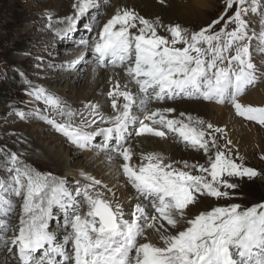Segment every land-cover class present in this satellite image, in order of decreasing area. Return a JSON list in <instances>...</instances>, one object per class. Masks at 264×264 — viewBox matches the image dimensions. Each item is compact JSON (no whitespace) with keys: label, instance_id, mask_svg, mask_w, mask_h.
I'll return each mask as SVG.
<instances>
[{"label":"snow or ice","instance_id":"6c2138e0","mask_svg":"<svg viewBox=\"0 0 264 264\" xmlns=\"http://www.w3.org/2000/svg\"><path fill=\"white\" fill-rule=\"evenodd\" d=\"M257 5L258 0H226L225 11L200 30L189 34L179 24L169 26L170 39L159 35L149 19L126 7L118 9L99 33L90 37L91 43L82 40L77 46L90 49L93 71L109 65L120 67L137 86L136 92L128 90L127 84L121 90L117 82L108 91L113 115L104 116L98 104L89 103L85 107L91 118L76 124L72 119L76 114L64 101L29 83L28 95L65 118L58 122L47 115L41 117L68 142L90 149L97 137H102L100 150L122 159L119 167L135 192V202L126 210L103 198L101 192L92 191L100 185L99 180L82 173L89 183L81 188L77 182L73 188L66 179L41 173L16 153L4 152L7 172L6 177H0V190L23 201L18 234L3 241L5 246L11 245L7 252L15 251L20 264H56L57 257L68 264H264V203L243 209L236 203L215 206L187 218L191 206L200 204L202 198L229 199L230 190L238 188L237 180L260 173L237 162L242 159L239 153L218 145L217 134L226 135L223 127L183 112L180 118H169L175 111L171 107H149L152 102L177 98L227 103L237 117L264 127V105L240 99L260 79L250 50L256 30L251 29L250 34L248 19L257 13ZM99 6L100 0H76L74 13L59 21L65 25L59 30L60 38L74 32ZM260 25L259 44L264 54V19ZM86 31L94 32L95 26H86ZM85 59L82 54L69 66H78ZM133 132L137 137L166 138L171 134L186 147L202 152L206 160L189 164L147 153L134 164V153L125 146ZM232 143L227 140V145ZM0 203L13 207L11 200L2 196ZM83 205L87 211L81 214ZM55 208L64 210V227L70 229L62 242L50 230ZM146 229H155L162 246L140 242Z\"/></svg>","mask_w":264,"mask_h":264},{"label":"rangeland","instance_id":"374dc122","mask_svg":"<svg viewBox=\"0 0 264 264\" xmlns=\"http://www.w3.org/2000/svg\"><path fill=\"white\" fill-rule=\"evenodd\" d=\"M211 2L213 5L207 9H203L205 11L206 19L204 24L198 23L195 27L191 28V31L190 29L186 30L181 26L182 29L191 34V32L200 30L209 25L225 11L226 0H211ZM247 2L250 3V0H247ZM105 3V5L100 4V6L95 9L94 17H86L78 24V26L84 27L85 32H80L81 34L78 35L73 34L74 36L72 35L71 37L68 35L66 38L61 39L60 31L52 33L53 31L51 32L48 27H52L51 24H56L55 27H60L61 29L65 27V25L59 23V21L64 20L65 17L74 13L72 6L71 10L67 8L65 14L60 15L57 20H53V17H57L58 14L52 15L50 19H48L50 15L46 14L54 13L59 6L55 0H0V149L3 150L0 151V177H6L7 172L4 152L16 153L18 159L26 163L28 166L44 174L50 173L57 179L64 178L73 188H75L77 182L81 188L84 184L89 183V181H86L84 176L81 175L82 173L99 180L101 182L100 185L94 186L92 191H99L103 194V198L112 201L110 189L113 186L111 183L113 176L110 175L113 173H111L107 167L100 168V166L95 164L96 158H104L108 153L107 151L100 150L98 143L103 141H101L99 137L93 142V147L90 149L72 148V158L68 159L67 164L62 168V172L47 167L46 162L33 157L29 152V148L26 149L25 146L27 143L26 138L31 137L32 141L39 147H43L47 150L52 149L53 151H63V145L53 144L57 139V136L61 138L63 135L57 133L51 125L47 124L41 118L42 123L37 122L36 126H32L33 120H37V117L40 118L45 115L49 116V118H57L58 122H62V119L60 116L56 115L57 113L53 109L45 106L42 101H37L31 95H28V92L30 91L28 84L30 83L34 87L42 86L48 92L59 97L62 96L60 99L70 108H72L75 99L81 98L82 95L86 96L87 93L91 92L90 83L87 87L85 86L86 88L81 91V93L75 89L72 91L68 88V84L64 82V77L67 78V76H69L72 78L73 74L76 73L85 76L86 70L88 71L90 69L92 64L87 60V58L93 59L90 49L83 46H77L81 45L82 40H88L89 43H91L90 37L96 36L103 27V24L111 17L109 15H113V13L118 10L119 5H115L116 0H105ZM257 7V13L251 14L248 19L251 20V18H255L256 28H258V31L260 32V21L264 19V16L261 15V10H264V2L258 0ZM229 15H231V12H229ZM252 23L253 22H251V24ZM90 25L95 26V31L92 33L86 31V26L91 27ZM219 27L220 25L215 26V30H218ZM168 28L163 29L161 25H159L158 34L170 39ZM177 46L182 47V45ZM51 47L60 48L62 50L58 53V56H55L57 54H51L49 51ZM83 53L86 54L85 61L75 67L69 66L71 59L68 60V57L72 58V61L77 60ZM107 68L120 70V67H113L110 65L106 67V69ZM261 78L254 86H250L244 95L261 84L264 80V74ZM26 81L28 83H26ZM107 97L108 96H106V98ZM171 102L172 101L165 100L156 103L158 107L155 103H153V106L149 105V107L159 108L160 105V107H162L165 103L170 104ZM90 103L97 104L98 101L90 99ZM214 104L219 105L215 102ZM224 105L228 106L229 104L226 103ZM49 109L51 111H49ZM105 109H107V107H105ZM72 110L74 113L77 112L76 109L72 108ZM18 113H24V116L21 117ZM77 113L75 121L81 124L87 117H84L79 111ZM238 119L243 123H250L257 127L262 149L255 150L251 148L252 145L250 146L249 143L245 142L243 144V151H241L242 154L232 144L227 145L224 136L218 137V140H221L218 141V145L220 144L221 148L231 149L233 154L239 153V156L242 159L237 162H242L245 166L252 167L260 174L252 179L244 178L237 180L238 188L236 190H230L232 191V197L229 199H201L204 202H208L207 204L212 207L227 206L236 203L243 209L252 205L264 203V159H261V157L264 156V127H260L255 124V122H247L239 117ZM42 125L43 128L41 127ZM169 137H171V134ZM132 138L128 139L126 142L132 140ZM8 139H12V141H9ZM170 144L172 145L175 143L171 141ZM127 145L128 144L126 143L125 146ZM175 145L180 147L181 152H183L185 148H188L180 141ZM0 196L4 199L11 200L13 205L11 209H8L6 205L0 203V255H2L3 241H10L11 238L18 234L20 226L19 220L23 214V201L22 198L15 197L10 192L4 193L2 190H0ZM79 199L82 201L83 198L80 197ZM193 207L195 206H191L190 209ZM80 211L81 214L86 212L87 206L83 205ZM64 216V210L55 208L53 211V217L50 221V230L56 234L57 240L60 242L63 241V234H61V232L66 230L64 227ZM68 231H70V229H68ZM149 236H151V238ZM147 237H149V239ZM147 240L152 243H158V246H162L160 241L155 239L153 229H146L145 238L142 237L140 242H148ZM8 246L11 245L9 244ZM67 250L71 252V247L68 246ZM3 260L4 262H2ZM0 261V264H20L18 255L15 251L11 254L7 253ZM56 264H68V262L57 257Z\"/></svg>","mask_w":264,"mask_h":264},{"label":"bare ground","instance_id":"6f19581e","mask_svg":"<svg viewBox=\"0 0 264 264\" xmlns=\"http://www.w3.org/2000/svg\"><path fill=\"white\" fill-rule=\"evenodd\" d=\"M55 2L58 3L59 5L57 9L55 10V12L52 14L50 13L46 14V15H50V17H52V15L54 14H58L57 17L56 16L55 18L53 17V20H57L60 15L65 14L67 8L71 10L72 9L71 6L74 3H76V0H55ZM104 3H105V0L100 1V4H104ZM115 5L116 6L119 5L118 9H122L126 7L129 10H133L137 14L145 17L146 19H149L151 22H153L156 25L157 30H158L159 25H161L163 29H166L169 26H174V25L179 24L186 30L190 29L191 31V28L195 27L198 23L200 24L205 23L206 21L205 11L203 9L204 8L207 9L213 4L211 0H116ZM94 13H95V10H91L89 16L94 17ZM89 16L88 18H90ZM251 22L253 23L251 24L250 31L251 29L256 30V38L250 42V50L253 54L252 59L254 60L257 66V71L261 78V76L264 74V54L261 53L260 44L258 43L259 31L255 25V18H251ZM55 25L56 24H51L52 27H48L51 32L53 31L52 33H54L55 31L58 32L61 29L60 27H55ZM80 32L81 33L85 32V29L84 27L77 26L76 30L72 32L71 34H69V37H71L73 34L75 35L81 34ZM57 44H60V43H57ZM61 50L62 49L60 48L51 47L49 51L51 54H57L55 56H58V53ZM69 59H71L72 61V58L68 57V60ZM87 60L91 62L92 65L90 66V69L88 71L86 70L85 76L81 75L80 73L73 74L72 78L69 76H67V78L63 76L64 82L68 84L67 85L68 88L71 89L72 91L75 89L76 91L81 93V91H83L89 85V83L91 86V89H90L91 92L87 93L86 96L82 95L81 98L75 99L73 101L72 108L76 109L77 112L79 111L81 114L84 115V117H87L86 119H90L91 118L90 113L86 109L85 106L90 103V99L91 100L93 99V100L98 101L97 104L100 106V113L102 115L104 116L113 115L114 112L111 107V98L109 97L106 98V96H108L107 95L108 91L110 89H113L117 82H119L121 86V90H123L125 84H127L128 90H131L133 92L138 91V88L137 86L135 87V84L124 74L121 68L120 70L108 69V68L107 69L105 68L106 69L105 70V69L97 68L95 71H93L95 61L91 58H87ZM240 99L242 100V102L251 103L255 106L264 105V80L261 82V84L256 86L246 95L243 94L240 97ZM169 101H172V102L170 104L165 103V105L162 107H160L161 105L159 106V108L171 107L175 109L173 113L169 114V118H173V117L180 118L179 114L181 112L185 113L186 115H191L193 117H199L201 119H204L206 123H212L214 126L223 127L226 133V135H224L225 140L227 141L228 139H231L233 141L232 145L236 147L240 152L243 151V147H244L243 144L245 142L249 143L250 146L252 145L251 148L255 150L262 149L261 144H260V138H259L260 136L258 134L257 127H255L254 125L250 123H243L242 121H239L238 117L235 115V112L232 109L230 104L228 106L224 104L215 105L214 102H205L198 98H193V99L177 98L176 100H169ZM117 102L118 104H122L123 103L122 98H118ZM153 103L156 104L158 102H152V104L150 105L153 106L154 105ZM105 107H107V109H105ZM150 108L154 109L155 107L154 108L150 107ZM49 111L51 110L49 109ZM77 112L75 113L76 115L72 119L74 123L80 124L79 122L75 121V118L78 114ZM61 119L63 121L64 118L61 117ZM240 119H243V118H240ZM37 122L42 123L41 117L40 118L37 117V120H33L32 126H36ZM43 125L41 126L42 128H43ZM101 126H107V125H101ZM93 127L95 128L96 125H93ZM219 136L221 135L217 134V137ZM56 138L57 139L53 142V144L63 145V151L62 150L53 151L52 149L47 150V149H44L43 147H39L32 141L31 137L26 138L27 143L25 146H26V149L29 148V152L33 157H36L39 160L41 159L44 162H46L47 167H49L52 170L62 172V168H64L63 166L67 164L68 159L72 158L71 156L73 154L72 148H74L75 146L72 145L70 142H68L64 136L61 138L57 136ZM130 138H132V140H129L126 143L128 144L127 146L131 147L134 153L133 160H132V163L134 164H138L140 160V156L142 154H147V153H160L163 156H165L167 160L169 161L170 160L188 161L189 164L204 163L206 160V157L204 156L202 152H197L196 150H193L190 148L189 149L185 148V150L181 152L180 147L175 145L176 143L179 142L178 139H173L171 137L169 138L166 137V138L161 139L159 137H153V136H148V137L146 136V138H148L146 139L145 137L135 136L134 132ZM99 139L103 141L102 137H99ZM9 141H12V139H10ZM171 141H173L175 144L171 145L170 144ZM218 141H221V140H218L217 138V143ZM102 143L103 142H99L98 145L100 146ZM109 155L112 156L111 160L108 159ZM95 160H96L95 164L100 166V168L107 167L108 170H110L111 173H113L112 175H110V176H113V180H112L113 182L111 181L113 186L110 189L111 195H112L111 196L112 202L122 204L126 210L130 209L134 205V202H135L134 201L135 192L131 188L130 185L126 184V180L123 177L122 172L120 170L119 166L122 163V159L119 158L116 154L108 152L104 158L98 157ZM178 166L182 167V165H178ZM207 203L208 202H204L203 200H201L200 204H197L195 205V207L190 209V211L187 214L188 218L189 219L194 218V216L198 214L200 211L210 209L212 206H210ZM182 227H181V230H182ZM67 231L68 230H64L62 232L60 231L61 234H63V237L67 234ZM153 233H154L155 239L160 241V244H162V241L159 239V235L157 234L155 229H153ZM149 237L151 238V236ZM149 237L147 238L149 239ZM7 246L2 244V255H0V260L4 258V256L8 253ZM2 262H4V260Z\"/></svg>","mask_w":264,"mask_h":264}]
</instances>
